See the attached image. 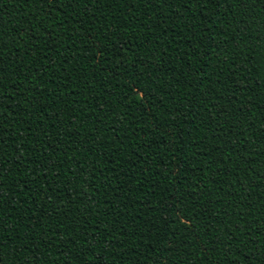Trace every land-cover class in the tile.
Returning <instances> with one entry per match:
<instances>
[{"label": "trees", "instance_id": "trees-1", "mask_svg": "<svg viewBox=\"0 0 264 264\" xmlns=\"http://www.w3.org/2000/svg\"><path fill=\"white\" fill-rule=\"evenodd\" d=\"M187 7L0 0L5 264H264V0Z\"/></svg>", "mask_w": 264, "mask_h": 264}, {"label": "snow or ice", "instance_id": "snow-or-ice-1", "mask_svg": "<svg viewBox=\"0 0 264 264\" xmlns=\"http://www.w3.org/2000/svg\"><path fill=\"white\" fill-rule=\"evenodd\" d=\"M36 3H44V4H47L49 2V0H35ZM96 2L98 3L99 0H96ZM147 2H150L152 3L153 5V8H158L160 6H166V5H169V4H172L173 6H183L186 8L187 11H191L190 8L187 7L188 4L190 3H200V0H159V3L156 2V0H147ZM204 4L205 5H211L213 8H216V7H219V4H220V0H203ZM236 2L240 3L241 7L243 6L244 3L247 2V0H236ZM59 3L63 4L65 6L66 9H73V6L74 5H78L81 3V0H59ZM252 3L255 4L256 3V0H252ZM87 9V0H85V10ZM206 19V17H205ZM244 23V20H243V16L241 17V19L238 21V24L242 25ZM154 27H158L159 25H153ZM122 45L127 48V44L123 41H121ZM245 43L249 45V52L251 53L252 51H255L257 49H264V32H260L258 33L257 36H254V37H251L250 39H246L245 40ZM102 51V50H100ZM178 51V50H177ZM253 71H255V69H253ZM261 71L264 72V64L261 65ZM262 78H264V76H262ZM3 85H4V72H3V69L0 68V94H2L3 92ZM74 94H78V93H74ZM131 96L133 97H137L138 99L143 96L144 99L146 100L147 99V95L146 94H143L141 93L136 87H135V81L133 82V87H132V90H131ZM10 97H3V99H9ZM127 99V97H126ZM63 102V101H61ZM50 103H54L52 101H50ZM4 105L2 103H0V107H3ZM147 105H144V107H146ZM137 111H140L141 108L138 107L136 109ZM2 115V114H0ZM67 123H70V121H67ZM137 123H139L137 121ZM230 131V129L228 130ZM228 131H224V135L227 136L228 135ZM242 135V133H233V139L239 143V137ZM226 143V141H225ZM77 151L79 149H76ZM168 151L170 152H173L175 151V149H168ZM217 151H219V149H217ZM20 160H23L25 159V157L23 155H21L19 157ZM33 163H36L38 164L40 167H47V165H44V164H41L39 161H32ZM179 163V162H178ZM10 170V169H9ZM4 172H5V169L3 168V162L0 161V177H2L4 175ZM40 179L42 180H45L47 181V176L46 175H42L39 177ZM55 179V178H53ZM76 179L79 180L80 177L79 176H76ZM35 182V181H33ZM2 194H3V180H0V204H3V203H6V201H4L2 199ZM177 202L176 201H170L166 206H165V211L171 209ZM85 204L87 205L88 204V201H85ZM264 206V205H262ZM4 219V217L0 216V221H2ZM135 220H139V217H135L134 218ZM189 227H191V224L189 222ZM132 228H135V224L132 225ZM0 230H2V224H0ZM187 230V229H186ZM50 231V229H49ZM97 231H99V229H97ZM113 231H115V229H113ZM133 235H135V232L133 233ZM227 235V234H226ZM122 237L124 236H127V232H124L121 234ZM17 239H20L19 236L16 237ZM42 238V237H41ZM94 239V242L95 244H99L101 243L100 240H95ZM126 243V241H125ZM168 243L169 244H173L174 242L172 241L171 238H169L168 240ZM111 246V245H109ZM117 246H120L122 247V244L120 243H117ZM5 250V246L3 243H0V253H3V251ZM208 247H204L202 248V251L205 253V255L208 253ZM91 251V248L88 246V243H87V240H85V244H84V247L80 248L78 250V257L83 255V254H86V253H89ZM103 251H107V249H104ZM172 251L174 252H179L180 251V248L178 246H174L172 248ZM213 251H215V249H213ZM225 253L227 255H232V253L230 252V250L228 249V247H225L224 249ZM238 255V253H237ZM189 256H192L191 253H189ZM93 259L92 256H86L85 260H84V264H88L89 261H91ZM245 261H247V264H257V262L253 259V260H248L247 257H244L243 258ZM96 264H106V261L104 259V256L102 254L98 255L96 258ZM0 264H5V260L3 258V255H0ZM228 264H236V258L234 257L232 260L228 261Z\"/></svg>", "mask_w": 264, "mask_h": 264}]
</instances>
